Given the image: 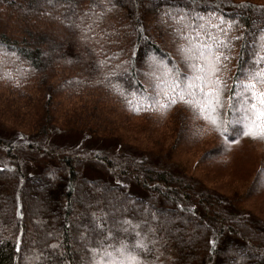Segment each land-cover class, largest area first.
I'll use <instances>...</instances> for the list:
<instances>
[{"label": "trees", "instance_id": "trees-1", "mask_svg": "<svg viewBox=\"0 0 264 264\" xmlns=\"http://www.w3.org/2000/svg\"><path fill=\"white\" fill-rule=\"evenodd\" d=\"M221 16L236 21L226 36ZM177 32L227 44L215 124L153 106V61L186 70ZM261 33L262 0H0V264H94L121 242L142 264H264V213L248 203L264 198V138L229 107ZM243 139L263 151L251 195L230 162Z\"/></svg>", "mask_w": 264, "mask_h": 264}, {"label": "snow or ice", "instance_id": "snow-or-ice-1", "mask_svg": "<svg viewBox=\"0 0 264 264\" xmlns=\"http://www.w3.org/2000/svg\"><path fill=\"white\" fill-rule=\"evenodd\" d=\"M244 6L240 5L239 7ZM165 15L174 20L188 19V14L183 11L175 16H172L170 11ZM211 15L215 16L216 14L212 13ZM196 19L204 21L205 17L197 15ZM218 23L225 26L222 31L226 36L228 29H231L236 21H228L221 16L218 17ZM186 27H190V25H186ZM211 27L217 28L218 25L214 24ZM200 28H204V24H201ZM177 35L188 41L187 44L177 45L178 54L184 62L186 70L182 72L178 66L169 67L164 61H153L151 66L158 73L156 76L157 93L153 106L158 105L160 108L166 109L169 104L183 103L189 106L194 114L212 119L207 114H216L218 109L223 107L221 96L226 90L224 82L217 75L220 71L219 64L223 53L217 52L216 49L221 45L227 47V44L223 39L214 38L211 35L209 39L214 41L212 44H194L192 37L187 32H177ZM196 35L199 36L200 33L196 32ZM240 38L234 37L233 39ZM251 47L253 51L250 54V63L240 70L244 79L233 81L229 107H232V100H237L240 103V111L244 115L243 121L237 122H245V136L264 138V33L253 38ZM223 58L228 59V57ZM110 75L114 76L116 73ZM212 123L215 124L216 120L212 119ZM226 131L225 129L223 134H226ZM144 247L139 242L134 245V248ZM92 251L95 252L94 249ZM94 264H142V261L134 250H129V246L121 242L119 247L112 248L111 251L105 249L103 257L94 261Z\"/></svg>", "mask_w": 264, "mask_h": 264}, {"label": "rangeland", "instance_id": "rangeland-1", "mask_svg": "<svg viewBox=\"0 0 264 264\" xmlns=\"http://www.w3.org/2000/svg\"><path fill=\"white\" fill-rule=\"evenodd\" d=\"M230 150L233 153V156L231 157L230 162L238 165V169L236 172H234V174L236 177L235 182H238L237 184H239V187H240L237 189L240 190L244 188L245 181L252 175L249 171L254 170V167L251 166L250 162L253 160V158H255V155H257V152H261V153L263 152L262 146L260 144H253L248 139H243L237 144L231 145ZM197 158H198L197 156L191 157L185 151H180L178 153V159L182 163H186L188 165H192L193 163L195 165ZM191 170L200 175V172H201L200 168L197 169L194 167ZM205 175H207L209 178H213L215 177V175H218V174H205ZM221 175L225 176L226 174H221ZM218 182L220 185L222 186L224 185V187L227 190H231V187L229 184L234 183L233 179L229 180L228 178H222ZM262 182H264V177H262L260 183ZM244 189H246L245 191L248 193V195L253 194L254 187H252L251 189H248V188H244ZM240 191L242 192L244 190H240ZM256 196H257V199L256 198L252 199L249 197L248 203L250 204V206L257 205L259 208L262 209L264 213V198L261 197V195L260 196L256 195Z\"/></svg>", "mask_w": 264, "mask_h": 264}]
</instances>
